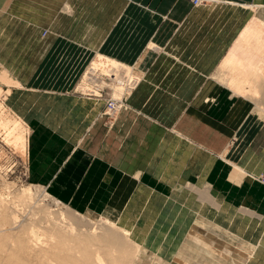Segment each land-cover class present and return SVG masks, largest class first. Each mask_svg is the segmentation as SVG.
I'll use <instances>...</instances> for the list:
<instances>
[{
  "label": "crops",
  "instance_id": "obj_1",
  "mask_svg": "<svg viewBox=\"0 0 264 264\" xmlns=\"http://www.w3.org/2000/svg\"><path fill=\"white\" fill-rule=\"evenodd\" d=\"M254 17L264 20V0H0V83L17 90L8 101L24 94L22 109L9 105L28 121L34 179L87 190V214L103 198L113 212L126 178L140 201L136 188L191 183L223 198L221 216L264 222V120L216 78ZM98 53L140 75L116 117L78 91ZM260 235L250 264H264V224Z\"/></svg>",
  "mask_w": 264,
  "mask_h": 264
},
{
  "label": "bare ground",
  "instance_id": "obj_2",
  "mask_svg": "<svg viewBox=\"0 0 264 264\" xmlns=\"http://www.w3.org/2000/svg\"><path fill=\"white\" fill-rule=\"evenodd\" d=\"M213 2L217 0H209ZM262 26L259 18L241 33L230 60L222 63L219 82L252 101L254 113L264 120ZM132 73V66L98 53L83 75V93L101 98V80L111 79L113 102L121 101L107 112L114 117L140 81ZM16 91L0 83V98L6 94L8 101ZM5 100L0 99L2 143L28 157L30 127ZM11 191L9 199L0 195V264H250L262 243L264 222L221 216L223 198L214 200L208 188L191 183L169 184L157 195L136 188L140 201L132 198L126 178L113 194L114 211L97 220L66 206L45 188ZM149 212L151 216L145 214Z\"/></svg>",
  "mask_w": 264,
  "mask_h": 264
},
{
  "label": "rangeland",
  "instance_id": "obj_3",
  "mask_svg": "<svg viewBox=\"0 0 264 264\" xmlns=\"http://www.w3.org/2000/svg\"><path fill=\"white\" fill-rule=\"evenodd\" d=\"M257 21H259V18L254 17L250 23L257 22ZM248 27H249V25L246 27L244 32L247 31ZM262 27L264 28V26H262ZM45 34H46V32L44 33V35ZM238 42H239V39L236 42V44ZM127 65H129V64H127ZM129 66H131V65H129ZM90 67H91V63L89 64V66L86 69L88 70ZM87 70L85 71V73H87ZM100 73L101 72L98 71V74H96V75H99ZM132 74L134 76L140 78L139 74H137V73L136 74L132 73ZM84 77H85V75H84ZM216 78L219 79V76H217ZM105 79H107V78L103 77V79H102L103 83L100 84L101 85L100 87H102L104 91L106 90L102 94V96H103L102 99H105L107 102V100H109V98L112 99L113 98L112 96H114L112 91H111V94L109 93V90H108L109 88H107V86L110 85L111 90H113L115 85L114 86L111 85L113 83L111 81L107 82V80L105 81ZM83 80H84V78L82 76V79L80 80V83L78 85V91H79V94H82V96H87L85 93H83V89H84L83 85L85 84V82ZM109 80H111V79H109ZM83 82H84V84H82ZM125 82H126V80H125ZM19 92L16 94L15 100H13V101H6L5 100L6 94L3 95V97L0 99L2 101L5 100V104H7V105H9L10 102H11V105L14 104V106H15L14 109L16 108L18 110L17 107L19 105L22 109V105L24 104L22 102L24 100L22 101L21 99H22V96L24 94L22 92L21 93H19ZM89 97H91V96H89ZM21 103H22V105H21ZM124 107H125V105L123 104V107L119 110L118 113L122 112L124 110ZM105 110H106V108H105ZM108 112H109V110H108ZM253 112H254V110H253ZM19 113L22 116V119L24 120V122L26 124H28L26 117L23 116L21 111ZM108 116H111V115H108ZM116 116L117 115H115V117ZM259 118H261V116H259ZM108 122H109V124H111L113 122V119L108 118ZM263 179H264V177H263ZM263 179H262V181H263ZM7 184L12 185V187H11L12 191L6 188ZM45 184H46V182L42 183V182H40V180L38 178L34 179L33 174H31L30 169H29V156L28 157L26 155L22 156L20 153L16 152V150H14L13 148L6 146L4 143H2V138L0 136V195L3 198H6V199L11 198L9 196L8 192L11 191V193L12 192L14 193L17 189H20L22 187H25V188H27L29 186H33V188H35V187L39 188L40 187V189H42V190L45 188L52 196L54 195L53 194L54 192L59 194L61 197L60 201L63 202L66 206L71 207L74 210H77L81 214H87V213L81 211V209L87 208V206H85L81 203V201H83L82 197H81L82 194H85L84 199L88 198V191L87 190H82V189H77V190L76 189L75 190H73V189H68V190L54 189L51 192L50 189L45 187ZM73 194L76 195L77 204L76 205L67 204L68 202H65L64 200L69 199ZM107 200H108L107 198H103L102 199V203H103L102 205L100 204L99 206H96V205L93 206V207L98 208V210L97 211L93 210V212L91 214H87V215L93 217L95 220L99 219L100 216L103 215V213L101 212V209H105V207H107V204L104 205V203H106ZM63 211H66V210H63Z\"/></svg>",
  "mask_w": 264,
  "mask_h": 264
},
{
  "label": "built area",
  "instance_id": "obj_4",
  "mask_svg": "<svg viewBox=\"0 0 264 264\" xmlns=\"http://www.w3.org/2000/svg\"><path fill=\"white\" fill-rule=\"evenodd\" d=\"M188 1L190 2V4L193 7L204 6V5H207L209 3V0H188ZM120 102H113V99L109 98V100H107V106H106L105 113H107L109 109L111 110V108L113 107L114 104L118 105V104H120ZM263 181H264V179H263Z\"/></svg>",
  "mask_w": 264,
  "mask_h": 264
}]
</instances>
